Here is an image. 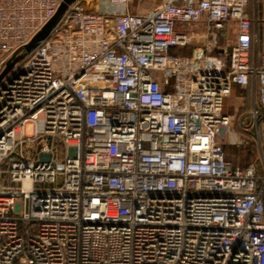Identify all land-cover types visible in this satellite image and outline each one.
Returning a JSON list of instances; mask_svg holds the SVG:
<instances>
[{
    "label": "built area",
    "instance_id": "built-area-1",
    "mask_svg": "<svg viewBox=\"0 0 264 264\" xmlns=\"http://www.w3.org/2000/svg\"><path fill=\"white\" fill-rule=\"evenodd\" d=\"M62 1L0 0V73ZM144 1L73 0L0 78V264H264V0Z\"/></svg>",
    "mask_w": 264,
    "mask_h": 264
},
{
    "label": "rangeland",
    "instance_id": "rangeland-1",
    "mask_svg": "<svg viewBox=\"0 0 264 264\" xmlns=\"http://www.w3.org/2000/svg\"><path fill=\"white\" fill-rule=\"evenodd\" d=\"M135 5L134 10H140L144 7L152 6L153 2L146 0L141 4L136 3ZM234 30L235 26L230 24L225 36L220 39L219 44L222 46L231 44L234 39ZM178 51L186 54L191 51V47L179 49ZM251 105L250 91L241 89L240 87H235L232 90L231 95L226 99L225 103V109L234 114L232 128L236 136H238L239 141L237 144L228 143L225 146V154L231 162L240 166H247L250 163H259L260 161L259 147L255 136V130L252 127L253 122L248 115ZM26 131H30L29 125Z\"/></svg>",
    "mask_w": 264,
    "mask_h": 264
},
{
    "label": "water",
    "instance_id": "water-1",
    "mask_svg": "<svg viewBox=\"0 0 264 264\" xmlns=\"http://www.w3.org/2000/svg\"><path fill=\"white\" fill-rule=\"evenodd\" d=\"M73 0H63L61 4L59 5L58 9L56 10L55 14L53 17L48 20L44 26L37 32L31 39L30 41L22 46L21 48H18L10 57V59L6 62V65L2 72L0 73V78L12 67L15 65L17 61L22 59L26 54L30 53L36 46H38L52 31L54 28L55 24L61 17V15L64 13L66 10L67 6L69 3H71ZM40 160H48L49 159V154H40Z\"/></svg>",
    "mask_w": 264,
    "mask_h": 264
}]
</instances>
